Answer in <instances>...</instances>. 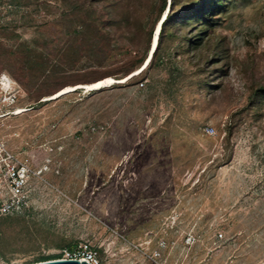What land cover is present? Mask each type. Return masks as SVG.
<instances>
[{
    "label": "rangeland",
    "instance_id": "rangeland-1",
    "mask_svg": "<svg viewBox=\"0 0 264 264\" xmlns=\"http://www.w3.org/2000/svg\"><path fill=\"white\" fill-rule=\"evenodd\" d=\"M85 1L0 0V74L29 110L0 136L34 172L27 206L0 217V264L82 245L100 264H264V97L250 106L264 85V0H225L201 46L169 38L161 63L125 83L44 102L120 79L144 54L140 24L159 0L93 3L120 20L114 41L65 34L60 14ZM188 1L165 0L152 34Z\"/></svg>",
    "mask_w": 264,
    "mask_h": 264
},
{
    "label": "trees",
    "instance_id": "trees-1",
    "mask_svg": "<svg viewBox=\"0 0 264 264\" xmlns=\"http://www.w3.org/2000/svg\"><path fill=\"white\" fill-rule=\"evenodd\" d=\"M101 1L106 0H88L80 4L78 3L74 6H69L66 11H63L59 16L58 24L62 26L65 34H74L75 36H77L76 38H84L86 37V34H90L91 38H93L94 40L103 39L114 41L115 39L111 36L112 27L110 25L113 24L111 22H114V24L121 23L119 19L117 21L115 19H107V17L103 13H100L95 7H93V3H98ZM188 2V6L186 7L188 11L187 13L182 11V7V9L178 8L177 10L171 9L169 15L162 22L158 34L157 45L152 53L148 67L161 63L160 61L162 55L160 54V50L169 38L173 41L178 40L179 48H187L188 45L198 46L199 43V46H201L203 38L209 33V31H211L215 16L224 9L225 0H189ZM164 4L165 0H159V5L157 8L153 6L151 7L153 13L152 18L148 22L140 24V30L143 32L145 39L144 54L142 57L128 63V65H125V62L121 64L119 71L124 74V77L133 72L136 66L139 68L144 62L151 40L152 29L154 27V24L158 20L159 15L164 9ZM179 27H184V29L180 32H185V34L189 35H182L180 37H177L179 35L177 34L176 30ZM215 54L212 58H210L212 61L211 66H214L216 64L217 58H215ZM222 59L220 57L217 62L220 63ZM216 68L212 69V71L215 72L216 70H218L223 72L226 66L223 67V70L221 69V65L220 67ZM109 76L110 75H108V77ZM103 78H106V76L100 77L99 79L87 82L85 84L94 83ZM206 86H209L208 83H206ZM250 90L253 93V98L250 101V106H252L255 102H259L258 99H262L264 97V85L259 86L258 84H256V86H254V84H252ZM51 95L53 94L44 97H48ZM61 258V255H57L52 258H42L39 262Z\"/></svg>",
    "mask_w": 264,
    "mask_h": 264
},
{
    "label": "built area",
    "instance_id": "built-area-1",
    "mask_svg": "<svg viewBox=\"0 0 264 264\" xmlns=\"http://www.w3.org/2000/svg\"><path fill=\"white\" fill-rule=\"evenodd\" d=\"M20 93L16 82L7 74H0V122L15 116ZM34 175L30 165L18 158L0 136V217L22 211L28 204V185ZM63 259L100 264L97 252L82 245L74 253H66Z\"/></svg>",
    "mask_w": 264,
    "mask_h": 264
},
{
    "label": "bare ground",
    "instance_id": "bare-ground-1",
    "mask_svg": "<svg viewBox=\"0 0 264 264\" xmlns=\"http://www.w3.org/2000/svg\"><path fill=\"white\" fill-rule=\"evenodd\" d=\"M164 16L161 18V20L164 19ZM156 27V26H155ZM159 28H160V24L158 22L157 24V27H156V30L155 32L153 33V37L151 38V41H150V44H149V52L144 60V62L141 64V66L139 68H137L134 73H132V75H130L129 77H122L120 79H115V78H112V77H106V78H103L99 81H96L94 83H90V84H79V85H74V86H68L62 90H60L58 93H55L51 96H48L44 99V102L46 101H51V100H54L64 94H68V93H71V92H75L77 90H83L85 92H91V91H96V90H99V89H104V88H107L109 86H112V85H115V84H122V83H125L127 82V80H129L131 77H134L136 76L137 74H140L141 72H143L147 67H148V64L150 62V59H151V56H152V51L157 43V32L159 31ZM29 110H20L18 111L17 113H15V116H18V115H21L25 112H28Z\"/></svg>",
    "mask_w": 264,
    "mask_h": 264
},
{
    "label": "water",
    "instance_id": "water-1",
    "mask_svg": "<svg viewBox=\"0 0 264 264\" xmlns=\"http://www.w3.org/2000/svg\"><path fill=\"white\" fill-rule=\"evenodd\" d=\"M145 63V62H144ZM33 264H88L85 261H78V260H66V259H55V260H47L42 262H36Z\"/></svg>",
    "mask_w": 264,
    "mask_h": 264
},
{
    "label": "clouds",
    "instance_id": "clouds-1",
    "mask_svg": "<svg viewBox=\"0 0 264 264\" xmlns=\"http://www.w3.org/2000/svg\"><path fill=\"white\" fill-rule=\"evenodd\" d=\"M165 18H166V17H164L163 20H160V21H159L160 26H161L162 22L165 20ZM157 24H158V23H157ZM157 24H156V27H157ZM156 27H155V30H156ZM155 30H154V32H155ZM159 31H160V28H159ZM159 31L157 32L158 34H159ZM158 34H157V39H158ZM152 37H153V34H152ZM156 41H157V40H156ZM156 45H157V43H156ZM156 45H155V48H156ZM154 50H155V49H154ZM152 53H153V51H152Z\"/></svg>",
    "mask_w": 264,
    "mask_h": 264
}]
</instances>
